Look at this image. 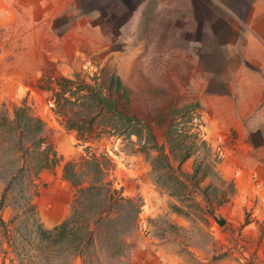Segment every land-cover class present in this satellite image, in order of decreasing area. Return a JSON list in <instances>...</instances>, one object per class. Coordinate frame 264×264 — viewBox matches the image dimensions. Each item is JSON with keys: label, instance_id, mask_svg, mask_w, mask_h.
<instances>
[{"label": "rangeland", "instance_id": "374dc122", "mask_svg": "<svg viewBox=\"0 0 264 264\" xmlns=\"http://www.w3.org/2000/svg\"><path fill=\"white\" fill-rule=\"evenodd\" d=\"M84 2L87 9L93 6L90 0ZM17 7L15 2L12 6L10 0H0V109L11 114L13 107L22 102L29 105L45 122L46 136L63 157L58 166L42 170L38 175L39 192L34 199L38 219L45 228H52L71 213L79 193L62 176V165L90 153L109 161L111 169L104 181H110L109 189H118L117 196L130 201V207L119 201L114 205L110 213L112 219L104 221L95 243L86 253L75 256L72 263L264 264V218H256L253 233L248 230L243 235L242 225L249 219L250 212L236 210L230 220L224 219L226 222L222 223L218 218L219 206L231 210L233 204L228 202L233 203L235 192L233 181L220 173L224 160H234L225 158L220 139L231 141L230 136L235 138L241 126L244 129L257 127V124L264 126L263 121L253 115L264 105L253 109L247 118L250 122L238 123L220 116V120L214 119L213 111L202 102L204 92L209 91L187 88L192 83L188 82L190 75L184 71L183 63L186 54L192 51H187L186 41L173 43L179 52L180 66L172 65L176 57L167 27L152 25L147 33L144 30L136 34L137 41L126 43L116 40L119 31L114 25L106 27L105 34L82 30L71 35L78 38L76 50L71 51L67 42H61L68 28L66 19L57 18L50 24L51 20L42 19L40 9L27 17ZM120 19L119 15L116 20ZM156 32L164 34L162 40H158ZM131 33L132 28L127 36ZM92 47H99L98 52L92 54ZM48 61L53 66H49ZM44 67L64 76H73L82 70L118 75L130 90L125 112L140 119L151 130L153 142L147 139L145 129L137 140L135 136L116 135L108 130L82 139L75 131L64 128L52 110L51 92L40 87L45 85L39 81ZM191 104H197L200 113L199 119L193 117L191 125L201 123L200 137L206 140L211 151L197 147L200 144L197 138L186 137L190 124L185 123L186 118L177 122L176 131L167 138L171 118L181 115L179 110ZM225 132L230 133L229 136L223 137ZM191 142L196 143L190 148L192 155L174 171V175L190 187L184 190L177 185L179 195H171V188L169 191L165 188L172 187L166 170H153L150 159L157 155L158 147L176 157L182 144ZM79 181L84 187L89 184L83 176ZM1 189L2 184L0 193ZM89 194L86 190L81 197L87 198ZM86 202L87 199L82 203L84 211L88 209ZM135 209L137 213L133 214ZM18 211L9 206L1 210L10 232L4 235L0 231V264H46L42 259L32 260L30 256L34 252L31 250L17 256L5 245L6 236L13 234L17 227L21 228L19 233L23 232L21 239L25 238V228L16 221L11 222L14 212Z\"/></svg>", "mask_w": 264, "mask_h": 264}, {"label": "trees", "instance_id": "16d2710c", "mask_svg": "<svg viewBox=\"0 0 264 264\" xmlns=\"http://www.w3.org/2000/svg\"><path fill=\"white\" fill-rule=\"evenodd\" d=\"M47 64L53 66L50 61ZM104 75L101 70L92 73L82 70L73 76H64L44 67L39 81L45 84L40 87L51 92L52 110L60 125L75 131L79 138H91L108 130L116 135L135 136L139 140L142 130L145 129L147 139L153 142L151 130L140 119L125 112L124 106L130 100L129 88L118 75ZM179 111L182 114L172 117L168 124L167 138L176 131L174 127H177V122L186 118L185 123H190L186 137L197 138L200 141L197 147L202 146L204 150L211 151L206 140L200 137L201 123L191 125L194 118H200L198 105L191 104ZM194 128L196 131L192 132ZM194 144L196 143L182 144L176 157L173 154L171 156V152L164 153L158 147L157 155L150 159L153 170H166L168 183L172 187L168 185L165 188L168 191L171 188V195H179L177 185L184 190L190 187L174 175V171L192 155L190 148ZM62 161V155L57 153L45 134V122L29 105L22 102L13 107L11 114L4 108L0 109V231L4 235L10 232L1 210L5 206L12 210L18 209L11 222L16 221L18 226L25 228V238L21 239L23 232L19 233L20 227H17L16 233H10L4 242L17 256L28 254L31 250L34 252L30 256L32 260L42 259L46 264H73L75 256L86 253L90 245L95 243L104 227V221L112 219L110 213L114 205L119 201L130 207V201L117 196L118 189H109L110 181H104L111 169L109 161L90 153L63 163L62 176L79 194L72 205L71 213L59 224L45 228L38 219L34 203L39 192L36 180L42 170L52 169ZM175 162L177 165H174ZM196 169L197 167L194 168L192 177L195 176ZM80 176L89 180L87 186L80 184ZM86 190L90 191L89 196L81 197ZM86 199L88 209L84 211L82 203ZM136 211L137 209L133 214ZM81 215L83 216L80 220ZM20 242L21 245L18 246Z\"/></svg>", "mask_w": 264, "mask_h": 264}, {"label": "crops", "instance_id": "0c3cea01", "mask_svg": "<svg viewBox=\"0 0 264 264\" xmlns=\"http://www.w3.org/2000/svg\"><path fill=\"white\" fill-rule=\"evenodd\" d=\"M10 1L27 17L40 9L42 19L51 20L50 24L57 18L66 19V38L61 42H67L71 51L76 50L78 42L77 36L71 35L82 30L105 34L106 27L114 25L119 31L116 40L126 43L137 41L136 34L147 33L152 25L167 27L176 57L172 65L180 66L173 43L186 41L187 51H192L183 63L192 83L187 88L209 91L204 92L202 102L213 111L214 119L220 120V116L223 120L250 122L247 118L253 109L264 105V0H90L93 6L88 9L85 0ZM163 35L156 32L158 40ZM98 50L92 47L91 53ZM225 134L223 137L230 133ZM230 139L220 140L225 158L234 160H224L220 173L233 181L235 192L233 203L228 202L233 204L231 210L219 206L218 218L222 223L236 210L250 212L242 225L243 235L248 230L253 233L256 218H264V126H241Z\"/></svg>", "mask_w": 264, "mask_h": 264}, {"label": "built area", "instance_id": "2783aa9c", "mask_svg": "<svg viewBox=\"0 0 264 264\" xmlns=\"http://www.w3.org/2000/svg\"><path fill=\"white\" fill-rule=\"evenodd\" d=\"M253 115H255V117H257L258 119L262 120L264 123V106L256 109Z\"/></svg>", "mask_w": 264, "mask_h": 264}]
</instances>
